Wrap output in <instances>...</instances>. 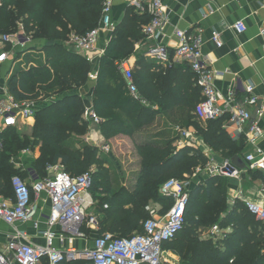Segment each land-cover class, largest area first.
Listing matches in <instances>:
<instances>
[{"label":"trees","instance_id":"1","mask_svg":"<svg viewBox=\"0 0 264 264\" xmlns=\"http://www.w3.org/2000/svg\"><path fill=\"white\" fill-rule=\"evenodd\" d=\"M103 2L0 0V34L15 32L21 24L24 33H32L35 39L50 43L42 47L44 63L32 66L29 71L14 70L8 87L16 100L31 98L36 87L40 91L58 90V94H62V91L86 82L88 63L66 51L58 42L67 40L71 33L83 35L95 28L101 17ZM147 21L146 16H138L129 9L101 59L93 106L95 115L105 120L101 131L106 139L120 134L132 137L154 123L158 111L142 101L163 104L165 110L182 106L194 112L202 100L200 90L197 87L192 89L193 74L188 72L189 69H177L186 77L185 86L181 79L171 77L170 70L165 76H154L149 71L152 66L143 59L138 61L139 70L131 74L138 99L129 96L117 63L126 59L134 43L143 38L141 27ZM57 99L36 114L29 136L21 135L13 128L1 134L0 180L10 182L9 174L29 179L27 171L7 164L8 158L16 156L24 147L25 138L41 143L45 154L33 167L38 178L41 177V170L43 172L47 165L56 163H60L72 176L95 167L89 191L96 196L98 211L102 213L99 235L110 232L118 237H127L141 233L143 222L149 216L146 208L151 202L163 205L165 211L171 207V200L159 193L161 185L168 179L185 180L193 176L198 168L204 169L209 162L199 149L190 146L176 150L168 142L164 145L135 143L139 170L134 185L132 188L115 187L109 172V159L89 145L75 147L76 138L83 136L88 128V123L81 119L84 112L81 99L71 94H62ZM115 110L119 111L124 121L116 118ZM225 120L226 117L222 116L207 121L201 130V137L212 151L232 160L240 157L243 142L230 138L223 128ZM94 182L103 188L102 193L94 188ZM223 188L220 176L208 177L203 183L189 188L184 225L175 238L163 244V249L188 264H264V224L257 221L240 201H235L231 210H226L227 197ZM99 195L106 198L99 199ZM209 208L215 210V214L209 212ZM107 220L109 223L104 227ZM213 223H218L221 238L216 242L201 240L199 230Z\"/></svg>","mask_w":264,"mask_h":264},{"label":"built area","instance_id":"2","mask_svg":"<svg viewBox=\"0 0 264 264\" xmlns=\"http://www.w3.org/2000/svg\"><path fill=\"white\" fill-rule=\"evenodd\" d=\"M163 1L130 0V5L138 11H143V5L147 7L150 21L142 29L147 39H156L165 25L167 18ZM111 6L112 0H104L98 25L83 35L73 33L69 36L66 42L74 51L90 55L97 49L100 34L113 32ZM229 28L235 35L246 31L242 22H236ZM176 36L178 45L173 50L172 57L168 49L159 43L149 48L148 56L160 64H168L173 60L188 66L193 74L195 86L200 89L202 96L194 110L198 119L214 120L229 111L228 122L235 127L237 133L242 131L244 124H250L247 144L255 150L247 154L244 160L249 169L260 173L264 186V151L256 147V142L263 135L259 121L264 116V104L258 101L253 86L249 85L242 89L245 93L241 101L242 108L228 110L226 106L221 105L214 84L215 73L207 67L204 60L200 31L194 35L179 31ZM211 40L216 47H221L219 33L214 31ZM8 45L12 48L9 51L6 50ZM22 46L12 42L9 35L0 36V69L10 63L11 55ZM117 68L124 75L132 97L138 99L129 63L122 60L117 63ZM1 83H4V80L0 77V137L5 130L14 128L19 121L34 115L32 103L28 100H16ZM246 107L253 108V115ZM84 117H89L95 123L99 122V118L87 110L84 111ZM1 146L0 141V148ZM47 168L54 172L51 177L44 180L34 179L30 184L19 176H13L10 181L12 197L0 196V220L4 223L13 226L16 223L33 221L34 229L38 230L39 221L44 218L46 229L40 232L44 244L32 243L24 231L15 229L7 243L0 249V264H176L167 256L163 244L175 238L184 225L190 185L188 178L168 179L161 185L159 193L171 200V207L163 216H157L156 211L147 207L149 216L143 222L141 233L118 237L110 232H104L92 240L90 247L76 248L73 245L65 246V241L85 239L83 228L89 230L100 228L99 218L90 211L93 201L87 196L92 186L93 172L89 170L72 176L60 164ZM214 170V173H218L219 170L220 174L229 178H236L239 174L228 161L224 162L220 169ZM42 194L46 195L50 210L46 216L40 213V220L35 221L33 219L36 202ZM246 206L257 221L264 223V200L260 204L247 203ZM55 226L59 227L58 233L53 231ZM213 230V234L220 233L218 225ZM55 241L60 242L62 247L56 248Z\"/></svg>","mask_w":264,"mask_h":264},{"label":"crops","instance_id":"3","mask_svg":"<svg viewBox=\"0 0 264 264\" xmlns=\"http://www.w3.org/2000/svg\"><path fill=\"white\" fill-rule=\"evenodd\" d=\"M163 4L165 6L164 12L167 20L165 21V25L156 39H147L142 32L143 27L150 21L146 5H143V11H138L130 5V0H112L111 22L114 25V30L112 33L100 34L97 49L94 53L87 55L83 52H76L67 44V40L64 42H58V44H62L66 51L81 57L89 65L86 82L81 86H72L70 89L62 91L61 93L63 95L71 94L78 96L82 101L84 111L87 110L88 113L95 114L93 106L94 91L96 88L101 59L104 57L106 49L113 39L117 26L122 22L123 18L127 14V11L132 9L136 15L146 16L148 19V21L141 27L143 38L134 43L132 52L126 59H124V61L129 63L132 73L139 70L140 65L138 64V61L139 59H143L146 63H149V65L152 66L149 68V71L154 76H165L170 70V73L172 74L171 77L181 79L182 83H185L186 86V77L182 75L183 72L177 70L180 68L183 69V67H186L188 70L189 68L185 63L171 60L168 64H160L148 56V50L154 44L159 43L168 49L172 57L173 50L178 45V38L176 36L177 32L181 31L188 35H194L200 31L204 60L207 67L215 73L214 84L220 96L221 105L226 106L228 110H232L237 107L242 108L241 101L245 97V93H243L242 89L249 85L253 86L254 95L258 97V101L264 104V0H164ZM236 22H242L245 25L246 31L244 33L235 35V33L229 28ZM214 31L219 33V39L221 42L220 48L216 47L211 40L212 33ZM46 44L50 43L47 42ZM8 71V65H4L0 69V77L4 80V83L1 84L5 90H9L7 83L9 75ZM120 74L126 82L124 75L121 72ZM191 83H194L192 77ZM196 87L197 86H195L194 83L192 85V89ZM126 88L129 96L132 97L128 90L127 82ZM188 88L190 89V87ZM40 92L39 88L36 87L34 96L31 99H27L30 103H32L34 115L22 120L23 122H29V131L26 133L24 131L22 133L18 131L21 135L25 134L29 136L32 133V129L36 121V114L49 104L55 103L58 100L57 98L62 95L58 94L57 90L42 97ZM232 92H234L233 95L231 94ZM142 103L158 111V115L152 125L136 132L132 137L120 134L114 136L113 138L106 139L101 131V125L105 121L104 118L98 117L99 122L95 123L90 120L89 117H84L83 112L81 119L82 121L88 123V128L83 136L76 138L77 141L75 143V147L81 148L84 145H89L96 148L100 155L109 159V152L114 151L113 149L116 143L127 145L130 143L136 155L138 170L139 158L136 153L135 143H153L157 145H164L168 142L171 147L176 150L185 146L199 149L207 157L209 162L204 169L198 168L196 172L200 170L206 172L207 168L211 165H215L216 167L222 162L223 164L226 161L231 163V160L226 158L223 159L222 155L212 151L205 144L201 137V130L205 127L207 121L198 119L193 111L189 112L182 106H176L173 109L165 110L163 104H155L152 102L145 103L143 101ZM246 108L253 115V108ZM118 112V110H115L114 112L116 118L124 121V118L120 116ZM228 112L229 111L224 114L226 120L223 123V128L226 130L231 139L238 142L242 140L243 142V151L240 155V158L243 161V168L240 169L231 163L235 169L238 170L239 174L237 177H239L243 175L247 169H249L244 159L247 154L253 153L255 148L251 146L249 147L247 144L250 124H244L242 126V131L237 133L235 127L228 122ZM259 125L263 130V135L256 142V147H259L264 151V116L260 119ZM27 165L28 163L22 162L17 164L15 169L24 171L23 169L27 167ZM93 169L94 171L96 170L95 167H92V172ZM252 171H254V174H257V178L253 177V179L244 180L243 182H236L233 186H231L234 189H230L229 191V195H231V197L228 198L229 200L231 199V202L227 210H231L235 201H240L245 205H247V203L260 204L263 202L264 192L262 191L264 186L259 176L260 173L256 170ZM49 172V177H51L54 172ZM211 176L219 175L212 173V175H209L206 178ZM191 177H186L190 181L188 190L189 188L200 184L197 183V179L195 177H193V179ZM206 178L204 180H206ZM7 181L8 180H0V196L4 198H11V184ZM25 181L29 184L31 183L30 179ZM252 183L256 185V188ZM244 185H248V187L252 185L256 190V193H245L243 191ZM243 194L248 198V200L243 199ZM87 196L93 201L90 211L97 215L99 221L101 222L102 213L98 211L96 201L90 191ZM159 205L160 204L151 202L148 207L156 211L157 216H163L168 210L160 213L157 210V206ZM49 210V201L46 195L42 194L36 202V213L33 220H40L39 214L41 213L46 216L48 215ZM108 223L109 220L105 221L103 224L104 227H106ZM15 229L24 231L32 243L44 244V239L40 234V232L46 229L44 218H42V221H39L38 230L34 229L33 221H29L27 223H16L11 226L0 220V249H2L7 243L10 235L15 232ZM99 230H89L83 228L82 231L86 234L85 239H73L72 241L69 239L65 241L64 245H73L76 248L90 247L92 245V240L98 235ZM53 231L58 233L59 227H53ZM54 246L56 248L62 247L61 243L58 241H55ZM165 252L172 260V263L181 264L177 255L168 250H165Z\"/></svg>","mask_w":264,"mask_h":264},{"label":"rangeland","instance_id":"4","mask_svg":"<svg viewBox=\"0 0 264 264\" xmlns=\"http://www.w3.org/2000/svg\"><path fill=\"white\" fill-rule=\"evenodd\" d=\"M17 29L18 30L15 32L0 34V36L9 35L12 39V42L14 41L17 44L23 45L18 50H16V53H13L11 55L10 63L8 64L9 75H8L7 83L9 81V79L11 78V76L13 75V72L15 69H22L23 71H29V69L32 66H34V65L38 66V65H41L42 63H44L42 47H43V45H46L45 44L46 42L43 39H35L32 33H24L21 24H18ZM71 34H73V33H71ZM69 36H68V38H69ZM11 49H12L11 45L6 46V50L9 51ZM49 93H51V91H49V90H47L46 92H44V91L40 92V94H42V97L46 96ZM32 97L33 96L31 94V98ZM28 124H29V122L19 121L17 126H15L13 129H15L17 132L19 131L20 133H22L23 131L26 133L29 131ZM23 145H24V147H22L18 151L16 156H11L8 158L7 164L12 165L14 168H16L17 164H19V163H22V162L28 163L27 167H25L23 170L27 171L29 179L31 181L34 179L44 180V179L48 178L49 173H50L49 171H51V170H49L47 167L53 166V165H47L46 170L43 172L41 170L39 173L41 176L40 178L37 177L36 172L33 169V167H35V162L39 159V157L45 155L41 149V143H39L37 141H32L31 139H28V138H25L23 140ZM113 150H114L113 152H109V160L111 162H110V165L108 166L109 172L111 174V179H112L113 185L115 187L116 186H124L126 188H132L134 185V182L136 180L137 172H138V168H137L138 162L136 159V155L134 153V149L130 145V143L128 145L122 144V143H119V144L116 143V145H114ZM222 158L224 159L225 157L222 156ZM222 165H223V162L221 164L217 165L216 167H215V165H211L210 167L207 168L206 172H203L202 170L197 171L193 177H195L197 179V183H202L204 181V179L207 176L212 175V173L215 175H219L221 177V185L224 186L223 189L227 195L226 196L227 198L231 197V195H229V191H230V189H234L231 186H233L236 182L237 183L243 182L244 180L253 179V177L257 178V174H254V171H252L250 169H247L243 175L236 177V178L225 177L223 174H220L219 170H218V173H214L215 172L214 169L215 168L220 169V167ZM95 171L93 169V173ZM9 175H10V178H12L14 174H9ZM193 177H191V178L193 179ZM252 184L256 188V185L254 183H252ZM248 185H250V184H248ZM248 185L243 186V191L245 193H251V192L256 193V190L254 189V187L252 185H251L252 187L251 186L248 187ZM115 187H113V188H115ZM94 188H97L98 190H100L99 193H102L101 191H104L103 188L101 186H99L96 182H94ZM248 189H250V190H248ZM93 197L95 200L96 196H93ZM98 197H100L99 199H102V198L105 199L106 198V197H101V195H99ZM229 198L227 199V203H226V207H225L226 210L230 206L231 199L229 200ZM243 199L248 200V198L244 194H243ZM95 201H96V205H97L98 200H95ZM157 210L160 213H163L165 211L163 208V205L157 206ZM208 211L215 214L214 213L215 210L212 211L211 208H209ZM216 225H218V223H213L211 225L202 227L199 230L200 239L201 240H212L213 242L214 241L216 242V239L221 238V233H219V232L216 234L212 233V231L214 232L213 229ZM181 264H188V263L185 261H181Z\"/></svg>","mask_w":264,"mask_h":264},{"label":"water","instance_id":"5","mask_svg":"<svg viewBox=\"0 0 264 264\" xmlns=\"http://www.w3.org/2000/svg\"><path fill=\"white\" fill-rule=\"evenodd\" d=\"M231 163H232L234 166L239 167L240 169L243 168V161L241 160L240 157H234V158L231 160Z\"/></svg>","mask_w":264,"mask_h":264}]
</instances>
